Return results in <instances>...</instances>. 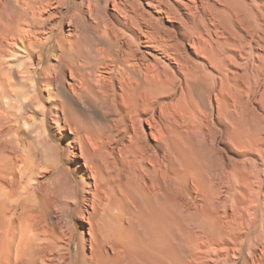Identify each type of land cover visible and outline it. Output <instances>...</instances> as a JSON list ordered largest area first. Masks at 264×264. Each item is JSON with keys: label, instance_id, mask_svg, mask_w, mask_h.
<instances>
[{"label": "rangeland", "instance_id": "obj_1", "mask_svg": "<svg viewBox=\"0 0 264 264\" xmlns=\"http://www.w3.org/2000/svg\"><path fill=\"white\" fill-rule=\"evenodd\" d=\"M170 1L175 5L178 17L174 26L168 19H160L154 12L151 13L145 0H138L137 5L139 11L151 13L153 16V23L148 30L169 36L174 48L171 53L176 58L169 56L165 61L161 60L169 68L167 80L164 82L165 92L156 96L152 108L133 114L131 101L122 100L118 96L98 103L95 81H87L83 86L84 92L98 106L97 112H86L89 116H86L87 122L84 124L73 121L79 131L78 140L72 130L63 128L62 121L58 124L61 118L58 105H52L51 114L47 112L46 119L43 118L41 111L47 107V103L39 93H35L38 98L32 100V105L24 107L22 111L17 109L13 95L20 93L29 100L33 99V95L24 86V82L18 83L15 80V86L6 85L7 73H14V70L0 67V81L5 84V90H8L5 97L13 101V107L9 111L0 104L5 109L3 111L0 108V151L5 155L9 154L8 156L26 158L24 164L28 174L25 181L29 177H39L46 171H51L52 175L55 166L64 171L62 175L66 180H76L78 176L73 171L84 168L83 165L90 159L99 170L115 176L120 175V194L132 203L130 208L123 205L121 207L127 218L123 220L122 234L125 235H122L124 240L121 239L122 246L120 245L123 258L121 264H195L184 249L189 246H198L205 250L207 262L213 264L215 256L207 251L211 246L217 248V241H222L226 236L217 230V225L201 231L200 221L212 219L217 222V215L223 214L220 204L234 189L228 185L227 177L235 173L241 181L252 178L255 173L254 159L258 158L257 149L264 138V0H214L217 10L223 12L220 17L217 16V20L212 19L211 11L207 7L213 0ZM176 1L179 4L174 3ZM105 3L106 0L86 2L82 15L76 12L77 15L73 14L71 18L49 21L41 33L39 32L40 37L43 36L42 33L51 31L55 35L42 53L43 65L48 63L50 47L56 44L65 48L80 66L86 65L87 68L93 64L99 47L92 31L85 30L84 25L96 27L98 24L113 22L115 28H122L128 33L131 28H135L128 22L123 23L124 20L118 13L113 12L112 6ZM140 27L142 31L147 30L143 22ZM197 33L200 41L205 42L204 56L201 55L204 65L201 70L193 66L202 63L194 56L196 53L194 54L195 51L189 45L197 37ZM212 42H215V46L210 45ZM81 50L87 53L86 57L81 55ZM144 50L143 47L140 48L142 53ZM153 54L156 57L158 55L156 51ZM36 56L33 55V65L38 61ZM49 80L51 81L38 69L35 81L39 89ZM76 100L87 108L81 94H76ZM9 113L10 116L14 115L11 118H19L20 123L14 120L12 122ZM76 116V120L80 119ZM191 117L193 122H197L193 124L197 125L198 132L194 133L187 127V119ZM106 129H109L108 132ZM84 136H91L97 144L103 142L94 148ZM70 141L73 147L68 146ZM140 152H147L152 157L157 170L151 196L145 199L139 196L125 171L122 157ZM257 168L264 180V167L258 165ZM47 179L49 180L46 176L43 182L48 181ZM172 196L180 198L181 201L186 198V208L176 206ZM47 201L49 202L46 203ZM46 202L54 216L58 203L52 200ZM71 203H76V200L73 199ZM77 203L79 207L74 214L73 224L63 218L48 225L45 223L47 226L45 228L42 225L43 229L57 230L66 237L73 236L70 244L63 241L60 244L64 243L63 245L70 248L67 257H71L74 264H102L104 254L91 251L89 246L87 218L92 209L87 200H78ZM21 206L18 208H23L22 211L27 208L25 205ZM180 229L190 233L191 244H184L177 239ZM152 236L159 241V249L152 246ZM79 240L83 242L81 246ZM242 263L243 259L238 262Z\"/></svg>", "mask_w": 264, "mask_h": 264}, {"label": "bare ground", "instance_id": "obj_2", "mask_svg": "<svg viewBox=\"0 0 264 264\" xmlns=\"http://www.w3.org/2000/svg\"><path fill=\"white\" fill-rule=\"evenodd\" d=\"M93 1L96 0H0V67L14 70V73H7L6 85L12 86L15 80L18 83L19 81L24 82V86L33 95L31 97L33 99L30 100L20 93L13 95L17 109L22 111L24 107L32 105V100L35 101L38 98L35 97V93H39L47 103V107L42 108L41 111L43 118L46 119L47 112L51 114L52 107L58 105L57 108L61 114L58 124L59 121H62L63 128L72 130L77 140L80 139L77 138L79 131L75 128L74 122L78 124L87 122L89 115L86 112L88 110L97 112L99 102L103 103L118 96L122 100L131 101L130 108H132L133 114L152 108L156 96L163 94L166 90L164 82L167 80L169 68L161 60L165 61L166 57L169 56L175 57L171 53L174 48L169 36L148 30L153 23V16L151 15L153 12L160 19H168L173 26L178 22L175 5L171 4V1L145 0L146 5L151 8V13H146L139 11L138 0H106L105 4L112 6L113 12L118 13L124 20L123 23L128 22L135 28H131L130 33H128L122 28H115L116 25L114 27L113 22L98 24L96 27L84 25L85 30L92 31L99 47L93 64L87 68L86 65L80 66L75 58L69 56L65 48L56 44L50 47L48 63L43 65L42 53L55 35L51 31L42 33L43 36L40 37L39 32L49 21L56 18L59 20L71 18L77 15L76 12L82 15L83 5ZM174 3L179 4L178 1ZM215 4L213 0L207 6L211 11L213 20H217V16L220 17L223 14L217 10ZM141 22L145 24L147 30H141ZM136 28L137 31H135ZM196 35L197 37L192 39L189 45L195 51L194 54L196 53L194 56L202 63L203 57L201 55L204 56L205 42L200 41L198 33ZM208 41L206 40V42ZM210 45L215 46V42ZM141 47L145 49L144 53L140 51ZM154 51L158 54L157 57L153 54ZM33 55H38L36 56L38 61L36 60L37 63L35 62L34 65L32 63ZM81 55L86 57L87 53L81 50ZM203 65V63L202 65L193 64L198 70H201ZM38 69L51 79V81L41 85L42 89H39L35 81ZM194 77L196 80L198 79L197 76L194 75ZM212 78L214 80L213 76ZM91 80L95 81L96 84L98 103H95L83 89L87 81L91 83ZM197 85L200 84L197 83ZM7 93L5 84L0 81V101H2L0 104H3L9 111L13 107L11 106L13 101L5 97ZM9 93L11 92L9 91ZM77 93L82 95L87 108L80 105L76 100ZM58 96H62V98L60 99ZM1 110L3 109L1 108ZM76 115L80 119L76 120ZM103 115L105 114L103 113ZM11 116L9 113L12 122L14 120L20 123L19 118H11ZM187 123V127L191 131L198 132L197 125L193 124L197 122H193L192 117L187 119ZM10 128L12 129V127ZM100 129L103 128L100 127ZM92 130L90 132H93ZM112 135L114 136V134ZM84 137L94 148L103 142L99 140L101 143L97 144V141L91 136ZM68 146L73 147V143L70 141ZM96 151L94 152L96 153ZM257 152L258 158L254 159L255 173L251 179L244 178L245 180L241 181L242 179L240 180L235 176V173L226 178L228 185L234 189L227 195V199L220 204L223 214L217 215V222L212 219L200 221L199 228L201 231L212 229L217 225V230L226 236L222 241L220 239L217 241V248L211 246L207 251L215 256L213 264H238L241 259H243L242 264H264V180L257 168L258 165L264 167V138ZM0 154H2L0 156V264H74L73 259L67 257L70 248L63 245L64 243L60 244L62 241L70 244L73 236L66 237V235L50 228V230H45L42 225L61 221L63 218L68 219L70 224H73L74 214L79 207L77 201L83 199L88 201L89 207L92 209V213L87 218L89 223L87 232L90 238L91 251L104 254L102 264H121L123 258L120 254V245L122 246L121 239L124 240L122 237L125 235L122 234L123 220L126 218L121 207L123 205L130 208L132 203L120 194V175L105 173L94 166L90 161L91 159H86L84 168L73 171L78 176L76 180L72 178L70 181L66 180L62 175L64 171L55 166L52 175H50L51 171H46L41 173L39 177H29V180L25 181V176L28 174L26 173L28 171L25 167L26 164H24L26 158H16L15 155L14 157L8 156L9 154L5 155L1 151ZM132 154L127 157L122 156L124 167H126L125 171L133 181L139 196L145 199L150 197L153 191L157 176V174L155 176L156 166L147 152ZM16 156L18 157V154ZM108 156H110L109 153ZM262 169L264 177V168ZM46 176L49 180L43 182ZM7 178L9 179L7 180ZM177 198L172 196L173 203L179 208L185 209L187 206L185 200L187 199L183 197L184 201H181L180 198ZM73 199L76 200V203H71ZM46 200L58 203L56 212H53L54 216L51 215V210L45 204ZM19 205H25L27 208L22 211L23 208L22 210L18 208ZM177 239L184 244H191L192 237L190 233L180 229ZM151 243H153V247L159 249V241L156 237H151ZM82 244V240H79V246ZM184 249L195 264H209L205 257V250H201L200 247L189 246L184 247Z\"/></svg>", "mask_w": 264, "mask_h": 264}]
</instances>
